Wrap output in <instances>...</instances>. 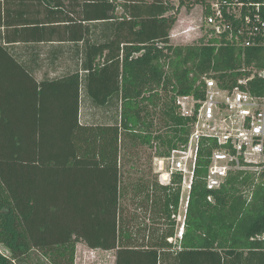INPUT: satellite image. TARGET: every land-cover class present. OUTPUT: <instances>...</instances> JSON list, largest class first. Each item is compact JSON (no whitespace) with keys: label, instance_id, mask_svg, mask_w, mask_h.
<instances>
[{"label":"trees","instance_id":"16d2710c","mask_svg":"<svg viewBox=\"0 0 264 264\" xmlns=\"http://www.w3.org/2000/svg\"><path fill=\"white\" fill-rule=\"evenodd\" d=\"M179 1L211 12L207 0ZM174 8L172 0H0V244L11 253L0 249V264H27L33 249H55L74 264L78 242L115 250V264H264V172L236 171L209 190L215 143L201 146L181 239L168 240L176 236L177 179L162 186L165 236L134 245L123 226L119 133L159 142L157 155H166L191 132L178 95L202 97L205 76L228 86L250 74L243 68L264 69V47L214 36L174 45ZM66 45L75 69L57 72ZM249 87L263 93L264 77ZM87 99L114 110L115 124L81 125Z\"/></svg>","mask_w":264,"mask_h":264},{"label":"built area","instance_id":"2783aa9c","mask_svg":"<svg viewBox=\"0 0 264 264\" xmlns=\"http://www.w3.org/2000/svg\"><path fill=\"white\" fill-rule=\"evenodd\" d=\"M209 5L205 23L210 38L243 48L264 47V0H210ZM247 70L249 75L228 86L205 76L202 97L183 94L176 98L180 114L193 119L188 141L155 157L161 184L173 186L177 179L180 186L179 205L172 213L177 221L173 239H181L185 231L203 141L209 146L215 143L205 177L209 190L219 189L236 171L256 176L264 172V92L253 93L249 87L253 78L264 77V69H242ZM212 198L209 195L208 199Z\"/></svg>","mask_w":264,"mask_h":264},{"label":"rangeland","instance_id":"374dc122","mask_svg":"<svg viewBox=\"0 0 264 264\" xmlns=\"http://www.w3.org/2000/svg\"><path fill=\"white\" fill-rule=\"evenodd\" d=\"M208 2L210 0H207ZM175 8L171 11L177 21L171 31L174 45L208 41V29L205 23L203 3H190L180 6L179 0H172ZM219 84L220 81L215 78ZM160 126L159 116L155 117ZM157 130V129H156ZM166 128L159 129L165 132ZM158 131V130H157ZM120 162L122 172L123 195L121 197V217L123 226L132 232L134 245H151L168 232L170 220L163 212L165 191L162 189L159 175L155 171L157 146L143 145L133 138L131 133L122 132ZM173 219V218H172ZM174 233H177V221ZM174 237L168 238L172 240ZM174 240V239H173ZM170 242V241H169ZM175 242V241H173ZM7 255L9 250L0 244ZM55 249H33L27 264H69L68 257L56 259ZM74 264H115V250L93 249L84 242L77 243Z\"/></svg>","mask_w":264,"mask_h":264},{"label":"crops","instance_id":"0c3cea01","mask_svg":"<svg viewBox=\"0 0 264 264\" xmlns=\"http://www.w3.org/2000/svg\"><path fill=\"white\" fill-rule=\"evenodd\" d=\"M66 53L64 56L66 61H62V63H56V71L60 72L62 70H71V72L74 71V67L73 65V60L71 59L69 61L68 58H70L73 55V50L69 48V45H66ZM43 56V55H42ZM45 56V55H44ZM58 62V61H57ZM47 69H49L48 66H43L42 69H40L36 76L37 78H41L43 76V72L46 71ZM51 72L53 71V69H50ZM54 74V73H52ZM115 115H114V110L109 111L106 108H100V107H96L94 106L88 99L87 101L85 100L84 102L81 103V107H80V113H79V120H80V124L84 125V127L86 128H96L97 126H113L115 124ZM118 125H120L118 123ZM121 141H122V135L121 133H119L118 135V159H119V167H120V171H121V156H120V149H121ZM122 174V172H121ZM122 176V175H121ZM121 181H122V177H121ZM79 243V242H78Z\"/></svg>","mask_w":264,"mask_h":264},{"label":"bare ground","instance_id":"6f19581e","mask_svg":"<svg viewBox=\"0 0 264 264\" xmlns=\"http://www.w3.org/2000/svg\"><path fill=\"white\" fill-rule=\"evenodd\" d=\"M209 6V5H208ZM240 47V46H239ZM196 180V179H195ZM192 194V193H191Z\"/></svg>","mask_w":264,"mask_h":264}]
</instances>
